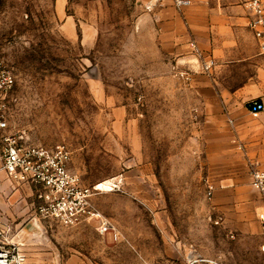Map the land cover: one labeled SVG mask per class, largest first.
<instances>
[{"label": "rangeland", "instance_id": "1", "mask_svg": "<svg viewBox=\"0 0 264 264\" xmlns=\"http://www.w3.org/2000/svg\"><path fill=\"white\" fill-rule=\"evenodd\" d=\"M148 1L0 0V66L14 77L10 131L67 147L86 187L118 174L125 182L90 198L120 230L113 242L93 220H37L34 189L3 172L0 227L24 264H264L255 210L241 234L240 219L230 224L221 207L230 190L261 199L247 184L244 153L234 143L226 155L198 152L196 102L146 40Z\"/></svg>", "mask_w": 264, "mask_h": 264}, {"label": "crops", "instance_id": "2", "mask_svg": "<svg viewBox=\"0 0 264 264\" xmlns=\"http://www.w3.org/2000/svg\"><path fill=\"white\" fill-rule=\"evenodd\" d=\"M188 1L181 14L173 0H160L147 10L146 40L154 43L170 78L180 83L196 102L194 118L199 127L194 138L198 152L226 155L234 143L246 160L258 162L264 169V117L250 119L246 109L248 101L264 93V56L259 54L248 27L250 14L241 0ZM190 43L200 56L190 48ZM207 59L213 60V66L208 73H203L199 63ZM176 70L193 71L191 80L185 83L178 79L174 76ZM225 160L231 164L230 157ZM2 176L0 170V180ZM80 181L84 185L81 178ZM218 195L212 192L213 201L219 199ZM228 197L227 203L221 206L229 219L226 221L234 224L232 219H240L235 224L244 234L246 226L242 219L246 210L254 209L258 215L264 210V201L262 198L246 200L232 190Z\"/></svg>", "mask_w": 264, "mask_h": 264}, {"label": "built area", "instance_id": "3", "mask_svg": "<svg viewBox=\"0 0 264 264\" xmlns=\"http://www.w3.org/2000/svg\"><path fill=\"white\" fill-rule=\"evenodd\" d=\"M160 0H149L145 9L150 10ZM250 14L248 27L252 31L258 52L264 56V0H241ZM188 0H173V4L182 13ZM190 48L200 56L193 43ZM213 60H202L199 70L208 73ZM193 71L176 70L174 76L185 83L191 80ZM14 77L9 69L0 66V161L1 170L12 184L27 185L34 189L37 220L57 222L63 226H74L83 221L93 220L98 234L107 236L111 241L122 240L118 227L109 219L96 212L91 203L92 195L99 192H118L124 186L122 174L105 179L92 187L81 184L80 178L69 170L70 151L64 145L51 148L33 145L24 131H10L8 115L14 99L11 91ZM247 112L252 117H264V93L257 99L246 103ZM249 169V188L261 196L264 201V169L258 162L247 160ZM207 195L210 198L214 187L206 183ZM260 233L264 236V210L258 213ZM215 220L214 224H219ZM7 229L0 227V264H24L25 258L15 243L8 241ZM232 237V236H231ZM264 255V241L259 245ZM217 264L207 261V264Z\"/></svg>", "mask_w": 264, "mask_h": 264}, {"label": "water", "instance_id": "4", "mask_svg": "<svg viewBox=\"0 0 264 264\" xmlns=\"http://www.w3.org/2000/svg\"><path fill=\"white\" fill-rule=\"evenodd\" d=\"M196 64L198 65V60H197ZM209 264H212V263H209Z\"/></svg>", "mask_w": 264, "mask_h": 264}]
</instances>
